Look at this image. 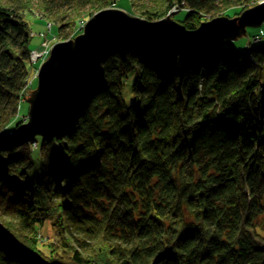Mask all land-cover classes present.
I'll return each mask as SVG.
<instances>
[{
    "label": "trees",
    "instance_id": "1",
    "mask_svg": "<svg viewBox=\"0 0 264 264\" xmlns=\"http://www.w3.org/2000/svg\"><path fill=\"white\" fill-rule=\"evenodd\" d=\"M119 1L38 0L59 34ZM259 1L131 6L195 29L204 12L233 17ZM30 4L0 0V131L18 114L28 63L40 65L30 60ZM225 44L166 56L100 49L64 125L38 137L40 153L0 149V264H264V39ZM45 220L58 235L43 244Z\"/></svg>",
    "mask_w": 264,
    "mask_h": 264
},
{
    "label": "water",
    "instance_id": "2",
    "mask_svg": "<svg viewBox=\"0 0 264 264\" xmlns=\"http://www.w3.org/2000/svg\"><path fill=\"white\" fill-rule=\"evenodd\" d=\"M263 23L264 0L239 16H217L195 29L175 21L170 13L158 20L133 16L118 8L96 13L85 25L84 34L53 45L49 58L37 73L36 89L27 100L28 121L17 125L12 133L0 131V149L9 140L22 145L36 137L54 135L81 99L94 57L104 47L177 55L191 48L221 47L226 40L245 36L249 27Z\"/></svg>",
    "mask_w": 264,
    "mask_h": 264
},
{
    "label": "rangeland",
    "instance_id": "3",
    "mask_svg": "<svg viewBox=\"0 0 264 264\" xmlns=\"http://www.w3.org/2000/svg\"><path fill=\"white\" fill-rule=\"evenodd\" d=\"M131 2H132V0H120L118 2V4H116V5L112 4V6L107 7V8H101V9H96V10H92V8L91 9L89 8L90 13L87 12V14H85V15L79 14L77 24L73 25L72 27L66 26V29L59 34L58 32H56V29H55L56 26L52 22H49L47 15L44 14V12L42 11V9H41L42 4L39 3L38 0H31V4H30L31 9H27L24 13L25 21L29 25V29L31 30V36H33L31 39V48L36 49L39 46L40 47L42 46L41 48L43 49L44 52H46L48 50V52H47L48 54L45 56L46 57L45 59H41L42 62L40 60H38V62H40V65L37 68H35L34 71L32 68L33 65L31 63H28V69L30 70L31 76H29L26 79L27 81L25 82V84L23 85V87L20 91V97H19L20 106H19L18 114H17L16 118L14 119V121L12 122V124L9 125L6 129H4L2 131H5V133H12L15 130V128L17 127L19 122L24 123V122L28 121V113H29L30 104L28 103L27 100L30 97L31 92L34 89H36L37 73H38L42 63L49 58V56L51 54V50H52L51 46H53L56 42L63 41L62 37H64V36H66L67 39H74L79 34H81V33L84 34V28H85V25L87 24L88 20L90 18H92L93 15H95L96 13H99L105 9H108V8H118V9H121V10L129 13L130 15L147 19L146 17H144V15H142L140 13V10H141L140 5L135 4L132 7ZM238 7H239V5H238ZM177 9L178 8H174V9H172V11H177ZM157 11H159V10H157ZM204 13L207 14V16H206V18L208 17L207 19H210L211 16L212 17L213 16L214 17H217V16L231 17L229 15V9L227 10L226 8L225 9L222 8L220 10H212L211 12H204ZM182 15H183V13H181L180 16H182ZM233 17H236V16H233ZM204 19H205V16H204ZM204 19H203V21H204ZM149 20H151V19H149ZM152 20H156V19H152ZM51 29H53V30H51ZM67 39H64V40H67ZM262 39H264V23L259 27H249L247 29V34L245 36H242L236 40H226L225 45L235 47L238 49H242V48L247 49V48H249L250 45L252 46V45H256V44L260 43ZM107 47H109V46H107ZM198 48H202V47H198ZM214 48H218V47H214ZM30 55H31V53H30ZM36 55L40 59L42 53H39L36 51ZM33 76H34V78L32 79ZM28 79L29 80L32 79L31 85L29 84L30 87H27ZM132 79H133V76H130L128 81L126 82V84L124 86V95H125V98H126V101L128 104H130L134 100V95H133V92L131 91ZM15 140H17V139H15ZM9 142H11V141L9 140ZM38 142L39 141L37 138L36 142H34V140H33L32 142H28V143H24V144L30 145V147L33 150H35V151L37 150L40 153ZM14 143H17V142H14ZM35 155H36V153L33 156L36 157ZM34 163L35 162L30 163L29 172L35 171V164L36 163L35 164ZM26 184L31 185L32 181L29 180L28 182H26ZM52 188L53 187H50V190H53ZM32 189H33V192L31 194V198L36 196V191H35L34 187H32ZM37 226H38L37 227L38 232H37L35 238L40 243L44 244L46 242V240L53 239L58 235V231L54 227L52 221L45 220L42 223V225H40V226L37 225Z\"/></svg>",
    "mask_w": 264,
    "mask_h": 264
},
{
    "label": "built area",
    "instance_id": "4",
    "mask_svg": "<svg viewBox=\"0 0 264 264\" xmlns=\"http://www.w3.org/2000/svg\"><path fill=\"white\" fill-rule=\"evenodd\" d=\"M41 47H42V46H41ZM41 47L39 46L38 48L33 49V51L31 52V55H30V60H31V62L36 63V62H38V60H41V59H45V58H46L45 56L48 54V53H47L48 50H47L46 52H44L43 49H42ZM36 51L39 52V53H42L40 59H39L38 56L36 55ZM35 77H36V76H35ZM33 78H34V76L32 77V79H33ZM32 79H31V80L28 79L27 87H30L31 82H32ZM29 84H30V85H29ZM28 85H29V86H28ZM23 91H24V90H23Z\"/></svg>",
    "mask_w": 264,
    "mask_h": 264
},
{
    "label": "bare ground",
    "instance_id": "5",
    "mask_svg": "<svg viewBox=\"0 0 264 264\" xmlns=\"http://www.w3.org/2000/svg\"><path fill=\"white\" fill-rule=\"evenodd\" d=\"M52 47H53V46H51V48H52ZM37 138H38V137H36V138L34 139V142H36ZM39 138H45V137H39ZM39 138H38V140H39Z\"/></svg>",
    "mask_w": 264,
    "mask_h": 264
}]
</instances>
